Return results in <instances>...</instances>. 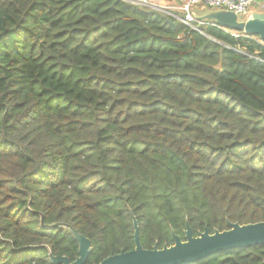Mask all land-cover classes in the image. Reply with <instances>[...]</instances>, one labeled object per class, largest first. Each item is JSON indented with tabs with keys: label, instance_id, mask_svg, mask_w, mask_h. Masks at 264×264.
<instances>
[{
	"label": "trees",
	"instance_id": "trees-1",
	"mask_svg": "<svg viewBox=\"0 0 264 264\" xmlns=\"http://www.w3.org/2000/svg\"><path fill=\"white\" fill-rule=\"evenodd\" d=\"M181 17L0 0V264L77 259L42 220L90 239L87 264L134 250V219L145 249L264 222V43ZM194 264H264V245Z\"/></svg>",
	"mask_w": 264,
	"mask_h": 264
},
{
	"label": "water",
	"instance_id": "water-1",
	"mask_svg": "<svg viewBox=\"0 0 264 264\" xmlns=\"http://www.w3.org/2000/svg\"><path fill=\"white\" fill-rule=\"evenodd\" d=\"M193 14L200 21L215 22L225 29L240 31L248 36H258L264 43V11L253 10L246 16L223 9L205 10L203 14H198L194 9ZM42 225L48 229H64L79 245V256L74 262L67 256L50 254V259L54 264H87L93 251L90 239L80 234L70 224L56 223L45 226L42 220ZM228 227L227 230H215L214 233L206 229L205 232L194 237L188 225L185 240L174 235L173 245L165 244L161 249L155 245L152 249H145L141 243L138 222L134 219L135 249L110 256L100 264H194L216 254L264 245V222L244 225L228 223Z\"/></svg>",
	"mask_w": 264,
	"mask_h": 264
},
{
	"label": "built area",
	"instance_id": "built-area-1",
	"mask_svg": "<svg viewBox=\"0 0 264 264\" xmlns=\"http://www.w3.org/2000/svg\"><path fill=\"white\" fill-rule=\"evenodd\" d=\"M141 7H148L166 12L168 14H182L180 20L188 27L200 31V26L211 25L219 27L215 22L200 21L196 19L193 10L196 7H207L213 10H229L238 15H249L253 9L255 0H185L177 5L161 6L159 0H123ZM235 35V34H234Z\"/></svg>",
	"mask_w": 264,
	"mask_h": 264
},
{
	"label": "rangeland",
	"instance_id": "rangeland-1",
	"mask_svg": "<svg viewBox=\"0 0 264 264\" xmlns=\"http://www.w3.org/2000/svg\"><path fill=\"white\" fill-rule=\"evenodd\" d=\"M159 4L161 6H168V5H177L176 2H174L173 0H159ZM185 1V0H184ZM255 3H264V0H255ZM258 4H255V6L252 7V9L254 11H261V8Z\"/></svg>",
	"mask_w": 264,
	"mask_h": 264
},
{
	"label": "crops",
	"instance_id": "crops-1",
	"mask_svg": "<svg viewBox=\"0 0 264 264\" xmlns=\"http://www.w3.org/2000/svg\"><path fill=\"white\" fill-rule=\"evenodd\" d=\"M173 1L176 2V4H180V3L183 2L184 0H173ZM257 4H258V3H257ZM258 5L260 6L261 10L264 11V3H259ZM194 9L197 10V13H198V14H203V12H204L205 10H213V9H209V8H207V7H204V6L196 7V8H194Z\"/></svg>",
	"mask_w": 264,
	"mask_h": 264
}]
</instances>
